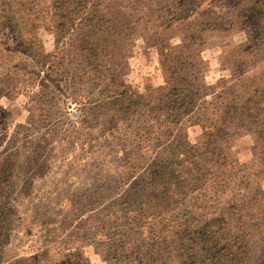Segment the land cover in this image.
<instances>
[{
    "label": "trees",
    "instance_id": "1",
    "mask_svg": "<svg viewBox=\"0 0 264 264\" xmlns=\"http://www.w3.org/2000/svg\"><path fill=\"white\" fill-rule=\"evenodd\" d=\"M210 37L228 76L213 84L202 56ZM138 40L162 78L143 92L127 80ZM20 95L38 112L17 158L36 163L40 151L65 148L68 162L106 169L102 185L115 181V164L125 178L141 166L127 208L88 217L71 243L99 238L91 245L104 264H135L125 229L137 224L150 264H264V0H0V98ZM244 136L248 164L229 153ZM15 162L0 160V198Z\"/></svg>",
    "mask_w": 264,
    "mask_h": 264
},
{
    "label": "rangeland",
    "instance_id": "2",
    "mask_svg": "<svg viewBox=\"0 0 264 264\" xmlns=\"http://www.w3.org/2000/svg\"><path fill=\"white\" fill-rule=\"evenodd\" d=\"M41 37L45 50L50 52L52 36L42 32ZM246 38V32L235 31L232 41L239 44ZM220 44L217 37H210L202 51L207 84L228 77L221 69ZM127 80L138 92H143L147 86L162 84L157 56L141 40L136 42L129 60ZM0 106L4 110V118L0 121V143L4 146L0 150V160L13 158L17 164H11L3 174L6 189L0 198V264H10L18 259H28L27 264H72L75 257H79L83 264H104L91 245L102 243L101 239L77 237L79 243H71L70 234L88 217L105 209L111 210L116 202L122 210L126 209L130 180L135 178L141 185V166L130 171L125 178L118 176L120 169L115 164V181L111 185H102L106 169L98 170L94 163L79 167L76 162H68L70 157L65 148L54 153L40 151L39 156L43 158L36 163L17 158L16 151L20 150L17 138L20 139L19 134L37 121V107L22 95L13 99L0 98ZM14 135L16 139L9 140ZM187 135L189 142L195 144L200 139L201 130L197 126L190 127ZM252 146L250 137H240L229 150L230 156L240 164H248L252 159ZM125 230L131 232L126 238V246L135 248L136 252L132 261L150 264L144 258L145 240L138 225H130ZM256 246L247 254L258 253ZM69 254H73L71 258Z\"/></svg>",
    "mask_w": 264,
    "mask_h": 264
}]
</instances>
